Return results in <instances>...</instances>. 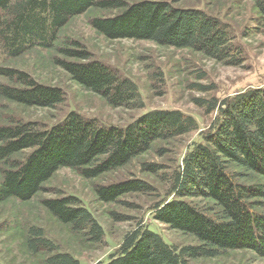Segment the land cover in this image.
<instances>
[{"label": "trees", "instance_id": "1", "mask_svg": "<svg viewBox=\"0 0 264 264\" xmlns=\"http://www.w3.org/2000/svg\"><path fill=\"white\" fill-rule=\"evenodd\" d=\"M91 8L120 10L112 18H95L91 28L108 40L149 41L158 46L191 49L209 59L234 63L229 29L201 11L174 9L165 3L141 2L125 6L119 0H0V47L8 56H19L33 48L51 49L57 33L75 16ZM264 14V0H256ZM54 65L70 79L111 107H132L140 97L135 85L110 68L91 60L77 43L59 49ZM230 63V64H231ZM0 79L19 87L0 84L2 100L25 107L50 109L62 100L59 90L42 86L27 75L0 67ZM217 116L184 155L170 175V196L153 209L154 219L193 236L198 246L176 249L154 232L137 227L128 233L116 255L98 264H187L197 258H215L226 251L248 250L264 259V185L244 186L230 166L264 180V87L207 103ZM198 130L194 119L180 112H149L124 128L101 127L74 113L48 130L33 124L0 126V162L6 163L0 181V203L13 198L28 202L59 169L77 171L86 180L122 168L150 150L156 141H166ZM24 150H32L20 163L9 162ZM155 172L154 166H144ZM148 193L139 181L95 190L101 201L115 202L128 193ZM186 198L210 200L219 210L214 219ZM44 209L62 224L87 231L93 242L102 230L75 199L45 200ZM28 238L30 251L37 253L47 243ZM36 237H35V236ZM48 264H79L69 255H54Z\"/></svg>", "mask_w": 264, "mask_h": 264}, {"label": "rangeland", "instance_id": "2", "mask_svg": "<svg viewBox=\"0 0 264 264\" xmlns=\"http://www.w3.org/2000/svg\"><path fill=\"white\" fill-rule=\"evenodd\" d=\"M103 1V0H98ZM125 6L141 2L165 3L174 9L201 11L229 29L234 46V63L219 62L191 49L158 46L149 41L108 40L95 32L90 22L95 18H112L120 10L91 8L75 16L57 33L51 49L33 48L19 56L8 57L0 47V67L27 75L34 82L57 89L61 102L53 108L25 107L0 98V126L14 123L33 124L48 130L70 113L93 121L101 127L124 128L153 111H177L191 117L198 130L166 141H156L149 151L133 158L122 168L95 179H83L77 171L61 168L42 186V191L28 202L13 198L0 203V264H48L57 254L69 255L79 264L107 262L116 255L124 237L137 227L148 229L176 249L198 246L188 234L171 230L157 222L153 209L170 196V175L181 165L189 148L211 129L217 116L208 106L196 100L221 102L248 89L264 87V14L256 0H119ZM77 43L91 60L110 68L120 78L132 82L140 97L132 107H111L99 96L75 84L54 59H63L59 49ZM231 63V64H230ZM0 84L19 87L6 79ZM32 150H24L9 162L20 163ZM154 166V171L144 168ZM6 163L0 162V181ZM244 186L264 185L256 175L230 166ZM127 181H139L150 188L148 193H128L115 202L101 201L95 193ZM75 199L86 209L102 230L99 242H93L87 231L62 224L42 206L45 200ZM184 201L214 219H220L218 208L207 199ZM264 213V210H258ZM48 247L37 253L27 246L32 233ZM35 236V235H34ZM36 237V236H35ZM187 264H264V259L248 250L226 251L215 258H197Z\"/></svg>", "mask_w": 264, "mask_h": 264}]
</instances>
